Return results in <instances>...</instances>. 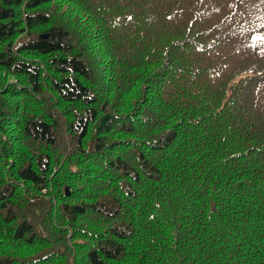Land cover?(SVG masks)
Returning <instances> with one entry per match:
<instances>
[{
  "label": "trees",
  "instance_id": "obj_1",
  "mask_svg": "<svg viewBox=\"0 0 264 264\" xmlns=\"http://www.w3.org/2000/svg\"><path fill=\"white\" fill-rule=\"evenodd\" d=\"M0 264H264V0H0Z\"/></svg>",
  "mask_w": 264,
  "mask_h": 264
}]
</instances>
